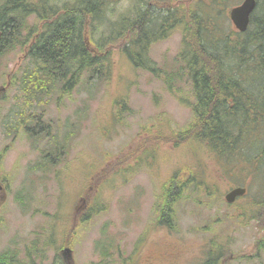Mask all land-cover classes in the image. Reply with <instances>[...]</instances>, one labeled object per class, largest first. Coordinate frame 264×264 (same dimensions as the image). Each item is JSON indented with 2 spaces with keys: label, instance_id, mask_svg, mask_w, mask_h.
Masks as SVG:
<instances>
[{
  "label": "rangeland",
  "instance_id": "obj_1",
  "mask_svg": "<svg viewBox=\"0 0 264 264\" xmlns=\"http://www.w3.org/2000/svg\"><path fill=\"white\" fill-rule=\"evenodd\" d=\"M181 1L189 7L193 0ZM119 2V11L126 12L130 0ZM231 8L227 23L237 31ZM28 26L42 28L36 17ZM182 41L177 29L152 45L150 58L159 74L135 67L122 47L112 48L102 78L91 79L86 72L73 91L58 89L45 96L37 111L42 123L35 126L51 133L48 142L35 144L26 129L10 128L20 120L18 106L26 105L22 79L36 64L21 47L0 57V255L66 264L64 252L70 249L75 264H106L96 249L103 242L110 264H127L139 248H161L167 242L184 246L183 264H207L212 257L220 258L219 264H264V223L254 218L259 210L253 203L260 181L247 172L232 179L200 145L176 147L165 139L194 120L188 80L171 86L165 81ZM182 165L194 170L202 165L198 178L210 192L191 187L175 205L170 229L159 223L157 205L162 204V185ZM238 186L248 188L247 196L227 204L226 195ZM19 196H24L23 206Z\"/></svg>",
  "mask_w": 264,
  "mask_h": 264
},
{
  "label": "trees",
  "instance_id": "obj_2",
  "mask_svg": "<svg viewBox=\"0 0 264 264\" xmlns=\"http://www.w3.org/2000/svg\"><path fill=\"white\" fill-rule=\"evenodd\" d=\"M229 1L193 0L184 7L181 0H130L123 13L119 0H2L0 57L21 47L36 64L22 79L26 105L18 106L20 120L10 130L26 129L33 144L48 142L51 132L44 125L38 132L35 126L42 123L37 111L45 96L58 89L62 94L73 91L86 72L91 79L102 78L115 47H122V54L135 67L159 74L150 58L151 47L178 29L183 48L175 61L185 66L175 62L165 81L171 86L181 78L188 80L194 120L165 139L176 147L188 142L200 145L218 163L219 171L232 179L239 172L253 174L260 181L258 199L253 198L259 210L254 218L264 223V0H257L245 33L228 26L227 11L234 7ZM30 17L40 21V31L28 26ZM23 31H27L25 38ZM42 158L54 162L48 155ZM41 168L47 167L40 164ZM197 168L201 170L202 165ZM199 170L182 165L162 185V204L156 211L161 225L174 229V207L191 187L210 192L208 187L201 188L205 182L198 178ZM22 197H18L21 206ZM96 249L106 264L112 262L103 242ZM216 259L207 264H215ZM31 263L37 264L20 262L11 252L0 255V264Z\"/></svg>",
  "mask_w": 264,
  "mask_h": 264
},
{
  "label": "flooded vegetation",
  "instance_id": "obj_3",
  "mask_svg": "<svg viewBox=\"0 0 264 264\" xmlns=\"http://www.w3.org/2000/svg\"><path fill=\"white\" fill-rule=\"evenodd\" d=\"M64 253L66 264H75L71 253ZM186 255L184 246L165 242L161 248H139L127 264H183Z\"/></svg>",
  "mask_w": 264,
  "mask_h": 264
},
{
  "label": "water",
  "instance_id": "obj_4",
  "mask_svg": "<svg viewBox=\"0 0 264 264\" xmlns=\"http://www.w3.org/2000/svg\"><path fill=\"white\" fill-rule=\"evenodd\" d=\"M257 7L256 0H244L242 4L234 7L230 11V17L235 27L242 33L246 32L251 22V16ZM247 193V189L243 187H237L232 189L226 195V201L229 204H233L238 197L244 196ZM66 252L71 253L70 249Z\"/></svg>",
  "mask_w": 264,
  "mask_h": 264
}]
</instances>
